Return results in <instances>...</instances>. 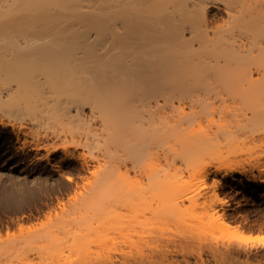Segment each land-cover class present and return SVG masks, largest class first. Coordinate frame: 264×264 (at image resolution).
<instances>
[{
    "label": "bare ground",
    "instance_id": "obj_1",
    "mask_svg": "<svg viewBox=\"0 0 264 264\" xmlns=\"http://www.w3.org/2000/svg\"><path fill=\"white\" fill-rule=\"evenodd\" d=\"M213 5L228 28L207 23ZM27 135L40 159L54 136L96 151L97 174L72 214L0 245V264H177L207 242L198 208L237 227L222 179L264 183V0H0V150ZM154 153L146 208L124 172Z\"/></svg>",
    "mask_w": 264,
    "mask_h": 264
},
{
    "label": "rangeland",
    "instance_id": "obj_2",
    "mask_svg": "<svg viewBox=\"0 0 264 264\" xmlns=\"http://www.w3.org/2000/svg\"><path fill=\"white\" fill-rule=\"evenodd\" d=\"M217 5L210 8L206 17L207 23L210 21V27L216 29L220 25V28H228L229 23H224L226 15L216 7ZM128 93L130 92L126 94ZM131 100L130 97L127 101ZM145 119V125L149 127L151 116ZM45 125H41V129L38 128L41 133L46 129L49 132V127ZM24 140L27 141L26 146L22 145ZM33 140L32 135L22 136L20 139L14 137L13 144L7 146L8 152L0 150V187L5 184L18 189L15 190L17 195L14 192L11 195L13 198L16 195L17 199L12 200L13 198L8 199L9 196L6 198V192L3 193L2 187L0 188V245L17 243L27 234L72 214L86 196V189L96 178V151H83L80 147L77 151L65 153L60 146L63 138L54 136L48 140L50 157L44 156L40 159L35 156ZM54 146L57 148L54 149ZM154 149H157V144ZM46 150L43 149L41 155L46 154ZM156 156V153L152 157L145 156L139 170L124 172V168L120 169L131 180L142 181L146 208L157 204V188L154 181L161 167ZM236 175L238 176V172ZM247 181L249 180L245 176L241 182L222 179L218 188L221 201L218 200L217 205L221 217L237 227L225 229L215 226L211 216L198 208L195 215H202L206 223L204 230H200L203 235H200L206 238L207 242L203 247L190 244L175 250L177 264H264V243L252 241L248 237V234H264V183L251 181L248 184ZM8 188L11 190V187ZM132 214L133 211L128 210L124 217L129 219ZM176 228L172 225L171 232Z\"/></svg>",
    "mask_w": 264,
    "mask_h": 264
}]
</instances>
